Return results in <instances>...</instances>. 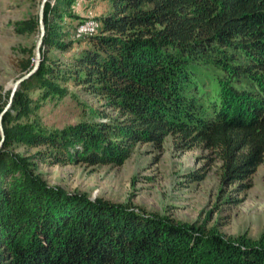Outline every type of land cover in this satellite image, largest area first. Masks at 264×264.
<instances>
[{
	"label": "trees",
	"instance_id": "trees-1",
	"mask_svg": "<svg viewBox=\"0 0 264 264\" xmlns=\"http://www.w3.org/2000/svg\"><path fill=\"white\" fill-rule=\"evenodd\" d=\"M72 1L55 0V8ZM109 1L113 13L100 20L73 67L41 61L3 117L0 264H264V233L256 240L226 237L217 228L70 195L47 186L29 159L7 151L18 143L44 147L40 159L53 164L120 166L137 144L159 148L172 136L182 150L215 153L224 185L250 187L264 159V0ZM53 35L47 29L44 44L71 50ZM51 79H70L106 99L119 118L102 114L107 121L53 131L11 125L31 111L27 89L63 95ZM207 79L217 83L215 95L203 92Z\"/></svg>",
	"mask_w": 264,
	"mask_h": 264
},
{
	"label": "rangeland",
	"instance_id": "rangeland-1",
	"mask_svg": "<svg viewBox=\"0 0 264 264\" xmlns=\"http://www.w3.org/2000/svg\"><path fill=\"white\" fill-rule=\"evenodd\" d=\"M42 2L0 0V110L8 105L15 83L26 75V66L35 63L42 33ZM49 2L54 9L48 15L47 25L43 22L41 61L46 66L69 69L73 67V58L89 46L90 35L98 32L100 20L113 13L112 6L109 0H73L61 8H55V0ZM90 25L93 33L86 35L82 27ZM47 29L54 32L56 43L72 45L71 50L61 52L44 44ZM208 72L221 75L211 68ZM51 81L61 88L63 95H47L36 87L27 89L25 95L31 111L11 125L28 124L41 131H53L107 121L102 114L108 119L119 118L118 111L106 99L88 94L72 80ZM218 91L213 80L203 88L208 95ZM7 151L29 159L47 186L70 195L124 207L146 218L206 230L217 228L226 237L247 235L256 240L264 233V159L251 176L250 187L239 191L237 185L223 184L222 163L215 153L202 146L182 150L172 136H167L159 148L151 143L137 144L120 166L53 164L40 159L44 147L18 143ZM196 175L202 178L195 181Z\"/></svg>",
	"mask_w": 264,
	"mask_h": 264
},
{
	"label": "water",
	"instance_id": "water-1",
	"mask_svg": "<svg viewBox=\"0 0 264 264\" xmlns=\"http://www.w3.org/2000/svg\"><path fill=\"white\" fill-rule=\"evenodd\" d=\"M48 2H49V0H43L42 6H41V10H40L39 24H40L42 33H41L40 41L38 42V45H37V53H36V59H35L34 67L32 68V70L30 72H28L25 76L20 78L15 83V85L13 86V89H12V93H11V96H10L9 103L3 109V111L0 114V135H1L0 151H1L2 147H3V143H4V140H5V135H4V132H3V127H2L3 117L9 111V109L11 108L13 97L15 96V94L18 91V89L21 86V84L24 81H26L27 79H29L38 70V68L40 66V63H41V46H42V43H43V37L45 35L43 22H44V16H45V7H46Z\"/></svg>",
	"mask_w": 264,
	"mask_h": 264
},
{
	"label": "bare ground",
	"instance_id": "bare-ground-1",
	"mask_svg": "<svg viewBox=\"0 0 264 264\" xmlns=\"http://www.w3.org/2000/svg\"><path fill=\"white\" fill-rule=\"evenodd\" d=\"M85 27V34L86 35H90L91 33H93L94 28L90 25V26H84Z\"/></svg>",
	"mask_w": 264,
	"mask_h": 264
},
{
	"label": "built area",
	"instance_id": "built-area-1",
	"mask_svg": "<svg viewBox=\"0 0 264 264\" xmlns=\"http://www.w3.org/2000/svg\"><path fill=\"white\" fill-rule=\"evenodd\" d=\"M83 28V30H85V27H82Z\"/></svg>",
	"mask_w": 264,
	"mask_h": 264
}]
</instances>
